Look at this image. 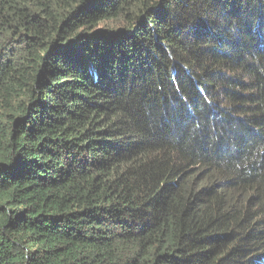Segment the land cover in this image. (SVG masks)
Listing matches in <instances>:
<instances>
[{"label":"trees","instance_id":"trees-1","mask_svg":"<svg viewBox=\"0 0 264 264\" xmlns=\"http://www.w3.org/2000/svg\"><path fill=\"white\" fill-rule=\"evenodd\" d=\"M0 264H264V0H0Z\"/></svg>","mask_w":264,"mask_h":264}]
</instances>
